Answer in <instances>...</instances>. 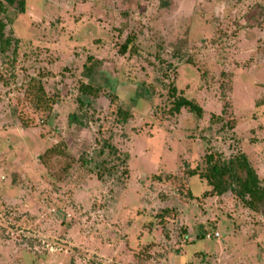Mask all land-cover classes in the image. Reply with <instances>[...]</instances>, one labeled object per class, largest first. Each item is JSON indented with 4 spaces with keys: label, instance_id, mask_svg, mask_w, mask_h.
I'll use <instances>...</instances> for the list:
<instances>
[{
    "label": "rangeland",
    "instance_id": "rangeland-1",
    "mask_svg": "<svg viewBox=\"0 0 264 264\" xmlns=\"http://www.w3.org/2000/svg\"><path fill=\"white\" fill-rule=\"evenodd\" d=\"M7 15L0 264H264V211L189 175L243 153L264 187V0H26ZM88 57L101 92L82 105ZM170 83L201 117L168 112Z\"/></svg>",
    "mask_w": 264,
    "mask_h": 264
},
{
    "label": "trees",
    "instance_id": "trees-1",
    "mask_svg": "<svg viewBox=\"0 0 264 264\" xmlns=\"http://www.w3.org/2000/svg\"><path fill=\"white\" fill-rule=\"evenodd\" d=\"M26 0H0V54L10 50L13 42L11 35L6 32V27L11 19L7 12L9 7H14L18 12L25 11ZM133 38L128 37L123 43V47L132 43ZM83 68V75L89 79L88 82H82L78 87V101L84 104L88 98H97L101 92V86L93 83L94 73L97 70L98 61L93 57H88ZM27 100L30 107L38 113H46L52 108V100L47 95L43 82L39 77H31L24 87ZM168 93L171 98V105L168 112L171 115L178 114L181 109L185 108L189 112L201 117L203 114L202 107L194 100L187 98L179 92L173 83L168 86ZM120 117L125 121L129 117V112L119 109ZM77 116L73 113L69 115V122L76 121ZM23 121V117H21ZM25 124V123H24ZM108 147V146H107ZM61 150L55 146L47 149L40 157L41 160L47 161L55 155L60 154ZM189 175H199L210 187L209 194L222 195L227 191H232L245 206L257 212L264 211V187L260 182L259 175L249 162L247 156L243 153L232 157L228 162L213 160L205 156L204 167H196L189 170Z\"/></svg>",
    "mask_w": 264,
    "mask_h": 264
},
{
    "label": "built area",
    "instance_id": "built-area-1",
    "mask_svg": "<svg viewBox=\"0 0 264 264\" xmlns=\"http://www.w3.org/2000/svg\"><path fill=\"white\" fill-rule=\"evenodd\" d=\"M214 235H215V236H217V235H218V233H215Z\"/></svg>",
    "mask_w": 264,
    "mask_h": 264
}]
</instances>
